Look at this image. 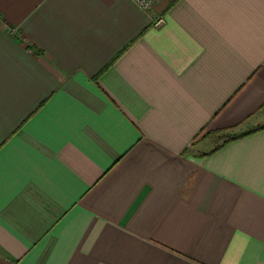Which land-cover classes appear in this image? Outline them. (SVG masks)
Here are the masks:
<instances>
[{
	"label": "crops",
	"instance_id": "crops-1",
	"mask_svg": "<svg viewBox=\"0 0 264 264\" xmlns=\"http://www.w3.org/2000/svg\"><path fill=\"white\" fill-rule=\"evenodd\" d=\"M0 264H264V0H0Z\"/></svg>",
	"mask_w": 264,
	"mask_h": 264
},
{
	"label": "built area",
	"instance_id": "built-area-1",
	"mask_svg": "<svg viewBox=\"0 0 264 264\" xmlns=\"http://www.w3.org/2000/svg\"><path fill=\"white\" fill-rule=\"evenodd\" d=\"M134 3H136L141 9L148 13H153L154 8L161 0H132ZM164 19L162 17H158V23L163 22Z\"/></svg>",
	"mask_w": 264,
	"mask_h": 264
},
{
	"label": "trees",
	"instance_id": "trees-1",
	"mask_svg": "<svg viewBox=\"0 0 264 264\" xmlns=\"http://www.w3.org/2000/svg\"><path fill=\"white\" fill-rule=\"evenodd\" d=\"M259 129H261V128H259ZM259 129H256V131L259 130ZM248 133H250V132H248ZM248 133L239 134V135L235 134V135L227 136L228 138L225 140L224 143H226V142H228V141H231V140H233V139L241 138V137H243L244 135H246V134H248ZM220 146H221V145H220ZM215 150H216V149H215ZM215 150H214V151H215ZM186 151H187V150H186Z\"/></svg>",
	"mask_w": 264,
	"mask_h": 264
}]
</instances>
